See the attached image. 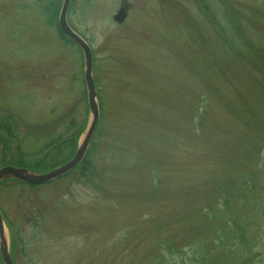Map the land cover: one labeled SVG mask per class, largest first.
I'll return each mask as SVG.
<instances>
[{
    "label": "rangeland",
    "instance_id": "1",
    "mask_svg": "<svg viewBox=\"0 0 264 264\" xmlns=\"http://www.w3.org/2000/svg\"><path fill=\"white\" fill-rule=\"evenodd\" d=\"M46 4L0 0V169L92 121L84 54ZM68 23L93 52L100 121L86 165L0 183L14 264H261L264 0H75ZM235 218H252L242 243Z\"/></svg>",
    "mask_w": 264,
    "mask_h": 264
},
{
    "label": "trees",
    "instance_id": "2",
    "mask_svg": "<svg viewBox=\"0 0 264 264\" xmlns=\"http://www.w3.org/2000/svg\"><path fill=\"white\" fill-rule=\"evenodd\" d=\"M63 0H47V4L45 5V9L47 11V15H49V17H51V21L50 23L52 24V22L55 20L57 22V18L61 9V5H62ZM54 24V23H53ZM255 70L260 73L262 75V77H264V59H262L260 61L259 64H256V68ZM77 122L75 120H72V130H77V133L74 135V138L70 139V137H59V139H55L51 142V144L48 145L47 148H45L44 153L47 152L48 154H35V153H30V154H25L22 150H19V159H15L13 160L18 167L21 168H26L30 171L33 172H37V171H48L51 169H54L58 166H61L62 164L66 163L69 159L72 158V156L75 154V151L77 149V143H78V139H79V134L82 132L81 129H83L85 126L78 128L77 127ZM15 133V131H14ZM6 134L9 135V138L11 139H16L15 135H13V129L11 126L6 128ZM50 149V151H49ZM6 149H4L3 147V155L5 156L6 154ZM50 152V154H49ZM53 153V154H52ZM5 162V161H4ZM85 163H82L83 165H86ZM81 164V165H82ZM80 165V166H81ZM85 170V166L82 167ZM79 169V167L77 168ZM258 182L260 184V189L263 188V194L261 196L260 202L258 203L260 206L258 207V213L260 212L259 216L261 219V224H262V228L261 231L264 235V186H263V181H264V156L262 158V160L260 161L259 164V169H258ZM256 179V177L254 175H250L248 180H250V182L254 181ZM253 183V182H252ZM250 191L255 190L256 188L255 186H252L249 188ZM258 193V192H257ZM261 195V194H260ZM231 203V201H229ZM226 203V208H227V212L231 210V206L230 204ZM233 212V211H232ZM255 215L256 214V210H255ZM252 218H248L244 221L242 220H237V218H235L234 220L232 219V221L230 220L229 222L234 224V227L232 228V235L235 237V239L239 242L242 243L244 241L245 238V232L246 230H244L243 228V224L242 222H248L251 221ZM253 221V220H252ZM245 244H247V242H245ZM261 264H264V260H261L260 262Z\"/></svg>",
    "mask_w": 264,
    "mask_h": 264
},
{
    "label": "water",
    "instance_id": "3",
    "mask_svg": "<svg viewBox=\"0 0 264 264\" xmlns=\"http://www.w3.org/2000/svg\"><path fill=\"white\" fill-rule=\"evenodd\" d=\"M71 2L72 0H64L63 8L59 19V26L61 31L83 50L85 55V59H86L85 79L88 87L89 107L92 114L91 124L85 134L84 139L82 140L78 148L76 155L66 165L46 175H35L28 172L25 169L5 167L0 170V182L9 178H14L23 181L25 183H28L30 185H42L65 175L66 173L74 169L81 162L89 146L90 140L95 132L96 126L99 121V108L96 103V91L92 79L93 58H92L91 49L89 48L87 43L83 41L76 33H74L67 23V12ZM125 18H126V13L124 10H121L119 14L115 16L114 20L117 23H123ZM0 241L2 242L1 256L4 264H13L5 238V227L1 214H0Z\"/></svg>",
    "mask_w": 264,
    "mask_h": 264
}]
</instances>
